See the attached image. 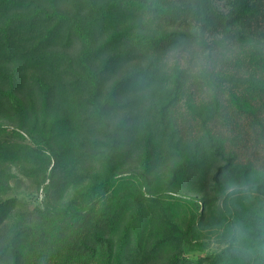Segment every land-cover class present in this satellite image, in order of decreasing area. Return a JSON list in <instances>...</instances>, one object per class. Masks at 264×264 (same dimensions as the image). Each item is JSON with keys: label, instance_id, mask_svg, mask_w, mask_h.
I'll return each mask as SVG.
<instances>
[{"label": "trees", "instance_id": "obj_1", "mask_svg": "<svg viewBox=\"0 0 264 264\" xmlns=\"http://www.w3.org/2000/svg\"><path fill=\"white\" fill-rule=\"evenodd\" d=\"M260 141L264 0H0V264H264Z\"/></svg>", "mask_w": 264, "mask_h": 264}, {"label": "rangeland", "instance_id": "obj_2", "mask_svg": "<svg viewBox=\"0 0 264 264\" xmlns=\"http://www.w3.org/2000/svg\"><path fill=\"white\" fill-rule=\"evenodd\" d=\"M236 52L234 49L220 50L208 53L204 52L203 55H196L194 59L190 57L191 53L187 51L175 53L169 57L168 62L172 63L173 61H179L183 66H191V61L197 62L194 66L196 71L200 69V61H204V64L211 65L214 68H221L222 71H225L229 77H232L237 86L240 88L245 82V78L247 77V73L241 68V66L235 64ZM198 56V58H197ZM201 59V60H199ZM249 135H251L250 130H248ZM26 140L27 137H26ZM252 142V137L249 139ZM250 150L255 153L254 156H257V162L262 163L264 160V144H261V141L257 143L256 148H251ZM253 156V157H254ZM4 167L10 169L13 176L11 178V182L13 184V189L11 190L12 194L17 195L18 197L28 200L31 204H41L43 199V193L41 189H37L32 181V179L28 176H25L19 169L18 165L15 162L4 163ZM201 239L205 240L206 247L203 250L194 249L189 254H205L207 252H211L213 250L218 249L221 244L217 242L216 232L212 230H202Z\"/></svg>", "mask_w": 264, "mask_h": 264}]
</instances>
